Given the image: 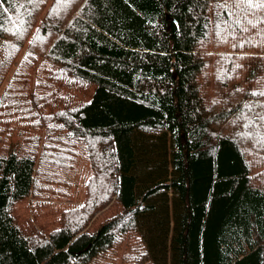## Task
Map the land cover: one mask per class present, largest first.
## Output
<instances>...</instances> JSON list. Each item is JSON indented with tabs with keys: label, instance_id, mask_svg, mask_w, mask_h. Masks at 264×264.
Instances as JSON below:
<instances>
[{
	"label": "trees",
	"instance_id": "16d2710c",
	"mask_svg": "<svg viewBox=\"0 0 264 264\" xmlns=\"http://www.w3.org/2000/svg\"><path fill=\"white\" fill-rule=\"evenodd\" d=\"M260 4L0 0V264H264Z\"/></svg>",
	"mask_w": 264,
	"mask_h": 264
},
{
	"label": "rangeland",
	"instance_id": "374dc122",
	"mask_svg": "<svg viewBox=\"0 0 264 264\" xmlns=\"http://www.w3.org/2000/svg\"><path fill=\"white\" fill-rule=\"evenodd\" d=\"M2 58L1 52H0V60ZM80 98H83L84 96H79ZM29 110V107H27V111ZM168 146L170 144L168 143ZM170 177V176H169ZM63 183L65 184L66 180L64 178L61 179ZM67 185V184H66ZM79 193V192H78ZM85 191H80L79 193V199L76 202H66V205H75L80 206L81 201L83 199V194ZM173 195H169V204L172 205L173 203ZM169 205V207H171ZM58 208L59 206L56 204H51L48 207H41V208H35L33 207L30 200L21 202L17 204L16 206V214L19 217V220L21 223H24L25 225H31L33 229L40 231L42 229L51 230L55 227H57V216H58ZM119 210V206L115 203L112 204L110 207L106 208L103 211H100L96 214V218L93 221L92 225L90 226V231H94L97 226L104 220L110 218L115 214V212ZM169 264V263H168Z\"/></svg>",
	"mask_w": 264,
	"mask_h": 264
},
{
	"label": "snow or ice",
	"instance_id": "6c2138e0",
	"mask_svg": "<svg viewBox=\"0 0 264 264\" xmlns=\"http://www.w3.org/2000/svg\"><path fill=\"white\" fill-rule=\"evenodd\" d=\"M61 2H63V0H61ZM248 3L251 4V0H248ZM259 6L264 7V0H261V4Z\"/></svg>",
	"mask_w": 264,
	"mask_h": 264
}]
</instances>
